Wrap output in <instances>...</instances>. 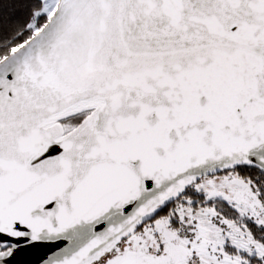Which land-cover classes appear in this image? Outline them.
<instances>
[{
  "label": "snow or ice",
  "instance_id": "snow-or-ice-1",
  "mask_svg": "<svg viewBox=\"0 0 264 264\" xmlns=\"http://www.w3.org/2000/svg\"><path fill=\"white\" fill-rule=\"evenodd\" d=\"M0 264H264V0L0 3Z\"/></svg>",
  "mask_w": 264,
  "mask_h": 264
},
{
  "label": "trees",
  "instance_id": "trees-1",
  "mask_svg": "<svg viewBox=\"0 0 264 264\" xmlns=\"http://www.w3.org/2000/svg\"><path fill=\"white\" fill-rule=\"evenodd\" d=\"M4 2V0H0V3H3Z\"/></svg>",
  "mask_w": 264,
  "mask_h": 264
}]
</instances>
